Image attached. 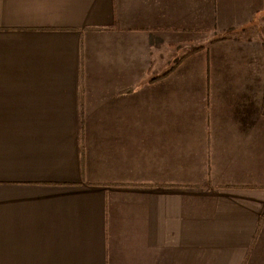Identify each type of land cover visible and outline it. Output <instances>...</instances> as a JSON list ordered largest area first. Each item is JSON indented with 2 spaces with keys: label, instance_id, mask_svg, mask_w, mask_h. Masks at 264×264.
<instances>
[{
  "label": "crops",
  "instance_id": "crops-1",
  "mask_svg": "<svg viewBox=\"0 0 264 264\" xmlns=\"http://www.w3.org/2000/svg\"><path fill=\"white\" fill-rule=\"evenodd\" d=\"M263 86L264 0H0V264H264Z\"/></svg>",
  "mask_w": 264,
  "mask_h": 264
},
{
  "label": "trees",
  "instance_id": "trees-1",
  "mask_svg": "<svg viewBox=\"0 0 264 264\" xmlns=\"http://www.w3.org/2000/svg\"><path fill=\"white\" fill-rule=\"evenodd\" d=\"M201 47L195 49L194 51L200 49ZM178 63V62H177ZM261 111H262V114L264 115V86H263V95H262V101H261ZM84 114H80V121H83V118H84ZM98 184H115V185H136V184H139L138 182H109V183H99L97 182ZM140 184H147V183H142L140 182ZM162 185H180V183H173V182H167V183H163ZM250 253H252V250L250 251Z\"/></svg>",
  "mask_w": 264,
  "mask_h": 264
},
{
  "label": "rangeland",
  "instance_id": "rangeland-1",
  "mask_svg": "<svg viewBox=\"0 0 264 264\" xmlns=\"http://www.w3.org/2000/svg\"><path fill=\"white\" fill-rule=\"evenodd\" d=\"M216 37H218L219 38V40L221 39V36H216ZM208 38V37H207ZM201 40H205V38H203V39H201Z\"/></svg>",
  "mask_w": 264,
  "mask_h": 264
}]
</instances>
